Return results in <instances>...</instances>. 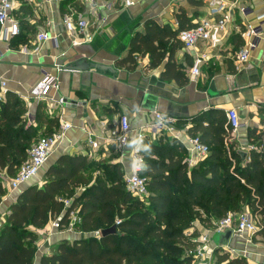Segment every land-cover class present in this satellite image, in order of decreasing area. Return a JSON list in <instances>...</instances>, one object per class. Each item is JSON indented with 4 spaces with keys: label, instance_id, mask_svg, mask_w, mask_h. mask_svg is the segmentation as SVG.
Instances as JSON below:
<instances>
[{
    "label": "crops",
    "instance_id": "1",
    "mask_svg": "<svg viewBox=\"0 0 264 264\" xmlns=\"http://www.w3.org/2000/svg\"><path fill=\"white\" fill-rule=\"evenodd\" d=\"M80 1L16 0L14 16L19 22L20 33L8 38L6 33L0 32V82H5L7 92L24 101L27 123L36 126V107L43 102L46 112L56 117L59 125L61 121H67L73 127L63 142L53 149L37 178L38 187L45 182L46 169L59 156L84 155L82 151L90 152L87 157L94 162L109 160L111 164H120L123 178L128 175L131 165L125 157L129 149L121 156L115 143L107 141L91 151L85 142L88 133L109 136L119 127L123 116L128 118L132 128L144 130L145 144H159L179 141L172 139L165 130L158 133L151 129L155 113L173 118L174 134L186 138L194 137L189 129L199 122L198 116L215 115L218 118V112H223L228 123V112L235 111L240 128L234 133L230 131L227 142L234 151L246 154V162L251 150L262 154L264 0H224L232 7L230 21L224 31L213 30L211 39L199 42L195 51L190 52L183 46L175 54V60L188 80L182 86L163 81L160 73L165 63L158 68H150L147 56L134 55L135 64L131 69L128 65L119 66L117 62L129 55V43L134 34H145L146 21L153 20L158 26L176 28L174 15L183 10L193 23H198L210 16L211 0H195L200 6L188 0H134L135 5L129 8H124L120 0H96L97 8L90 14H85L87 8ZM70 13L75 18L87 20L86 40L81 33L70 36L66 32L62 19ZM219 17L217 15L214 19L219 20ZM249 28L255 29V34H250ZM43 32L51 38L40 44L38 52L30 51L37 34ZM75 39L80 44L74 45ZM248 43L254 44L248 60L236 63V54ZM22 48L29 52L24 53ZM197 60L200 62L199 75L193 78L190 72ZM97 65L111 67L113 71L100 70ZM45 75L56 81V88L50 87L42 99H34L30 95L31 90ZM61 99L63 104L58 103ZM140 150L144 156L143 146ZM0 180L4 188L0 200L1 229L9 207L22 191L10 192L8 181ZM78 190L80 194L81 189ZM229 213H248L261 228L246 244L229 239L228 243L245 248L248 255L227 254L228 257L242 259L247 264H264V223L261 217L253 216L247 206L239 212ZM31 229L37 235L36 247L48 246V254L54 253L59 243L67 241V227L56 233L49 228ZM46 233H50L48 237ZM216 236L213 237L215 248L211 253L214 262L217 254H226L215 244ZM39 259L36 257L34 264H39Z\"/></svg>",
    "mask_w": 264,
    "mask_h": 264
},
{
    "label": "trees",
    "instance_id": "2",
    "mask_svg": "<svg viewBox=\"0 0 264 264\" xmlns=\"http://www.w3.org/2000/svg\"><path fill=\"white\" fill-rule=\"evenodd\" d=\"M188 2L201 5L195 0ZM174 17L176 28L146 21L145 34H134L129 55L117 65L131 69L134 55L147 56L150 68L165 63L160 73L163 81L186 84L183 69L175 60L183 47L178 35L196 23L183 10ZM218 113V118L198 116L199 122L189 129L209 148L207 158L191 170L179 142L147 143L151 151L144 153L141 173L149 191L146 202L128 193L120 164L94 162L80 154L59 156L46 169L43 185L24 189L9 207L0 229V264H34L37 235L31 228L42 229L52 220L67 227L77 205L75 231H101L114 225L118 216L119 235L63 241L54 253L43 255L39 264H190L187 252L196 246L193 239L197 234L188 237L185 233L193 222L208 226L212 220L247 206L264 223V155L251 150L246 162L227 142L230 128L223 112ZM25 114L24 101L7 92L0 102V173L9 178L18 174L39 134L52 137L59 130L58 119L46 112L43 102L36 107V126L27 123ZM98 168L105 171L104 180L92 178L90 172ZM78 189L81 192L74 198ZM3 195L0 180V200ZM61 197L72 198L67 209ZM216 264L247 263L217 254Z\"/></svg>",
    "mask_w": 264,
    "mask_h": 264
},
{
    "label": "built area",
    "instance_id": "3",
    "mask_svg": "<svg viewBox=\"0 0 264 264\" xmlns=\"http://www.w3.org/2000/svg\"><path fill=\"white\" fill-rule=\"evenodd\" d=\"M120 1L124 8L135 5L134 0ZM15 2L16 0H0V32L6 33L8 38L16 37L20 33L19 22L14 16ZM80 2L87 8L85 14L93 13L95 8H97L96 0H81ZM231 8L232 7L224 2V0H211L208 9L210 16L196 23L194 28L179 33L178 39L183 44L184 48L190 52L195 51L199 42H208L211 39L213 30L224 31L225 25L230 21ZM217 15L220 16L219 20L214 19ZM62 24L70 36H74L75 33H81L84 40H86L88 30V22L86 19L75 18L73 14L70 13L62 19ZM248 32L253 35L255 34V29L249 28ZM50 38V35L46 32L37 34L30 51L35 53L38 52L40 44ZM73 43L74 45H78L80 41L75 39ZM253 48L254 44L248 43L240 50L235 56L236 63H245L248 60L250 50ZM22 51L24 53L29 52L26 48H22ZM199 63L200 62L197 60L195 66L191 69L190 75L193 78L199 75ZM56 85L55 80H50L49 76L45 75L43 80L31 90L30 95L34 99L40 100L50 87L56 88ZM6 93L7 88L5 82H0V102L4 100ZM58 103L63 104L64 101L61 99ZM153 117L154 121L151 125V129L154 132L159 133L165 130L171 134L172 139H176L182 143L186 151L185 163L189 168H193L198 163L205 160L209 154V148L197 136L181 138V136L174 134L173 126L175 120L173 118L166 117L160 113H155ZM227 119L231 133L236 132L240 128V122L235 111H229ZM72 128L69 122L61 121L59 130L55 135L52 137H41L32 145L28 152V159L21 165L18 174L14 178H9L5 174L0 176V179L8 181L10 192L20 193L30 186H38L39 182H37V178L40 172L44 170L53 149L63 142L65 135L70 132ZM139 136H143V143H145L146 136L144 130L132 128L128 118L123 116L120 119L119 127L112 130L109 136L105 137L103 135H97L96 133H88L85 142L91 151L97 150L101 144L107 141L115 143L119 148L121 156L124 155L126 149H129V153L125 158L130 162L131 172L124 176V184L129 194L137 198L140 202H146L149 198V191L145 178L141 176L142 171L145 169V162L144 156L140 150L143 144L137 142ZM261 151L264 155V146ZM82 153L86 156L91 155L90 152L82 151ZM70 204L71 202L67 203L65 207L68 208ZM116 224H119V222H116ZM60 228L58 220H54L51 223L52 232H59ZM260 228L261 226H259V223L253 220L248 213H241L239 215L229 213L221 219L212 220L209 226L197 220L191 224L190 228L185 233L188 237L198 233L197 237L193 239L196 246L187 252V256L191 257L193 261H198V264H212L211 253L215 248L213 243V237L215 235L219 234L223 229H231L232 234L230 241L234 243H245ZM66 230V238L69 242L87 238L99 239L101 236L100 231L89 233L76 232L72 229L70 224L67 226ZM222 250L226 254L232 256L236 254L242 256L248 255L245 248L240 249V247L238 248L232 243H228L226 246L222 247ZM48 253V246L39 245L36 247L35 258H41L43 255H48Z\"/></svg>",
    "mask_w": 264,
    "mask_h": 264
},
{
    "label": "water",
    "instance_id": "4",
    "mask_svg": "<svg viewBox=\"0 0 264 264\" xmlns=\"http://www.w3.org/2000/svg\"><path fill=\"white\" fill-rule=\"evenodd\" d=\"M96 68L100 69V70H107V71H110L112 72V68L111 67H105V66H102V65H97ZM68 102L65 100V103ZM242 158L244 159L246 157V154L245 153H239ZM117 225L118 224H114L112 225L111 227L109 228H106V229H102L100 231V235L101 237H106V236H110V235H119V232L117 230ZM231 234H232V230L231 229H223L219 234H217V236L214 238V242L215 244L218 246V247H224L228 244V241L231 237Z\"/></svg>",
    "mask_w": 264,
    "mask_h": 264
},
{
    "label": "rangeland",
    "instance_id": "5",
    "mask_svg": "<svg viewBox=\"0 0 264 264\" xmlns=\"http://www.w3.org/2000/svg\"><path fill=\"white\" fill-rule=\"evenodd\" d=\"M42 136H43L42 134H39L38 138H40V137H42ZM93 169H94V168H93ZM101 169H102V168H98L96 171L92 170V171L90 172V174L92 175V178H93V179H94V177H98L99 180H104L106 173H105V171H103V170H101ZM78 194H79V190H76L75 195H74V198H75V197H78V196H79ZM61 199L63 200V202H64L65 205H66L67 203H69V202L72 201V198H64V197H61ZM78 206H79V205H77V208H78ZM77 208H76V209L71 213V215H70L69 224L71 225V227H73V225L79 221V219H78V217H77ZM114 220H115V223H116V222H120V218H119L118 216H115ZM53 221H54V220L48 222V224H47L44 228H45V229H46V228L51 229V223H52ZM73 230H74V228H73ZM76 232H77V231H76ZM49 234H50V233H49ZM49 234L46 233V234H45L46 237H48ZM212 261H213L212 264H216V261H215V262H214V260H212ZM190 264H198V261H196V260L193 261V260L191 259Z\"/></svg>",
    "mask_w": 264,
    "mask_h": 264
},
{
    "label": "clouds",
    "instance_id": "6",
    "mask_svg": "<svg viewBox=\"0 0 264 264\" xmlns=\"http://www.w3.org/2000/svg\"><path fill=\"white\" fill-rule=\"evenodd\" d=\"M143 141H144L143 136H139V137L137 138V142L143 144V151H144V152H150V151H151V145H150V144H145V143H143Z\"/></svg>",
    "mask_w": 264,
    "mask_h": 264
}]
</instances>
